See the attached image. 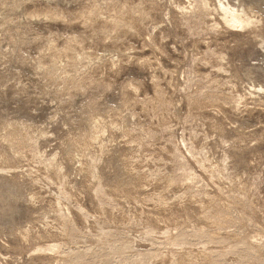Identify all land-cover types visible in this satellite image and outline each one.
I'll use <instances>...</instances> for the list:
<instances>
[{
	"label": "rangeland",
	"instance_id": "1",
	"mask_svg": "<svg viewBox=\"0 0 264 264\" xmlns=\"http://www.w3.org/2000/svg\"><path fill=\"white\" fill-rule=\"evenodd\" d=\"M254 26V0H0V264H264Z\"/></svg>",
	"mask_w": 264,
	"mask_h": 264
},
{
	"label": "bare ground",
	"instance_id": "2",
	"mask_svg": "<svg viewBox=\"0 0 264 264\" xmlns=\"http://www.w3.org/2000/svg\"><path fill=\"white\" fill-rule=\"evenodd\" d=\"M258 2H260V1H258V0H254V5L256 6H258V7H262V9H264V7L261 5V3H258ZM244 10V9H243ZM244 12H245V10H244ZM244 12H242L241 13V17H240V19H238V21L236 20V22H238V23H240L241 24V26L243 27V26H247V25H249V19H250V17H255V12H256V9H254L253 8V5L251 6L250 5V7H247V10H246V12L244 13ZM255 14V15H254ZM260 13H258V15H259ZM258 16H256V18H257ZM237 18V17H236ZM252 18V19H253ZM235 19V18H234ZM261 19V18H260ZM233 20V19H232ZM251 21H254V20H251ZM235 22V23H236ZM258 23V22H257ZM252 24H254V22L252 23ZM259 24V23H258ZM231 26V25H230ZM232 27V26H231ZM238 27V26H237ZM251 27H253V26H251ZM255 27V30L254 31H251V33L252 34H254V35H256L254 38H256V39H259V38H262V39H264V36H261V34H260V30L261 29H259V27H257L256 28V26H254ZM261 28V27H260ZM236 29V28H235ZM250 29V28H249ZM253 29V28H252ZM24 30V29H23ZM263 30V29H262ZM227 31V30H226ZM243 31H244V29H243ZM244 39H245V37H244ZM261 39H259V41H260ZM263 42H264V40H263ZM36 65V64H35ZM37 66V65H36ZM139 66V65H138ZM41 67V64H39L38 66H37V68H40ZM153 85V84H152ZM133 90V89H132ZM101 105V104H100ZM259 107V106H258ZM257 109V108H256ZM107 110V109H106ZM109 110V109H108ZM258 110V109H257ZM102 111V110H101ZM256 111V110H255ZM264 111V110H263ZM97 112V111H96ZM99 112V111H98ZM261 112V111H260ZM104 116V115H103ZM94 117H95V115H94ZM104 118H105V116H104ZM106 121V120H105ZM89 122V121H88ZM104 124H105V122L103 121V120H101V119H99V118H95V120L93 121V123L91 124V128L93 129L92 130V133H91V138L92 139H95V140H98L97 139V137H98V133H99V130H101L103 127H105L104 126ZM120 126V125H119ZM6 128V127H5ZM114 128V127H113ZM116 128H117V125H116ZM9 131V130H8ZM1 134H2V132H1ZM4 134L5 133H3V136H4ZM101 134V133H100ZM10 135V134H9ZM19 137V136H18ZM27 137V136H26ZM3 138V137H2ZM1 138V139H2ZM8 140V139H7ZM14 140V139H13ZM28 140V139H27ZM3 142V141H2ZM1 143V142H0ZM18 143V142H17ZM21 144V143H20ZM13 152V151H12ZM75 156V155H74ZM210 221V220H209Z\"/></svg>",
	"mask_w": 264,
	"mask_h": 264
}]
</instances>
